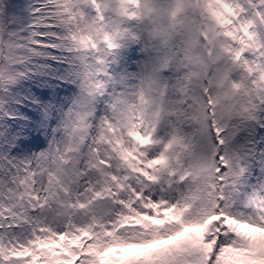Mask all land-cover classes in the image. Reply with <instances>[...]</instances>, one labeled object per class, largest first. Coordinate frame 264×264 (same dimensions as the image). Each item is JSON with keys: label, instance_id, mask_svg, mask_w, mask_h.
I'll list each match as a JSON object with an SVG mask.
<instances>
[{"label": "rangeland", "instance_id": "1", "mask_svg": "<svg viewBox=\"0 0 264 264\" xmlns=\"http://www.w3.org/2000/svg\"><path fill=\"white\" fill-rule=\"evenodd\" d=\"M20 1L24 0H0V56L16 57L17 70L20 59L32 53V50L26 48V44L34 34L33 30H28L25 26L29 19L23 22L24 17L29 15L21 9L22 6L18 4ZM59 1H62V7L66 5L70 8V2L73 0ZM243 1L246 3H242L241 7L242 10L247 8V17L228 31L233 33V36L229 37L221 30L225 25L219 26V29L216 26L217 13H220L219 7L215 5L217 0H194V3L191 0H138L132 8L137 14V19L128 23L125 28L123 61L113 67V85L109 90L108 100L113 102L119 111L109 112L107 118L114 123H117L114 119L122 122L115 127V133L122 139L121 142L129 147V154L134 156V160L124 165L125 169H122L124 166L120 167L121 179L117 186H126V183H123L126 179L125 170L132 175L138 174L145 181L147 177H151V182L164 185L168 194L175 199L176 203L164 210L167 214H173L176 219L185 212L193 219L201 218L209 210L207 205L210 196H206L205 192L208 180L206 176L208 168H212L214 174V157L219 148L214 144L215 138L210 129L200 125L197 117L200 113L208 117L205 115V108L209 98L213 101L211 107L215 112L212 119L223 130L224 161L231 164L237 161L243 167L244 177L240 191L251 192L264 184L261 180L264 158V106L261 102L263 96L258 109L251 107L252 110L258 111L257 122L250 121L249 116L244 113L236 112L230 106L234 100H229L228 104L224 98L239 90L238 83H242L246 89L254 86L256 94L264 92V48L257 53H251L259 45H264V37L260 35L252 46L249 45L245 33L240 30L242 25H247L248 21L253 19L254 13L261 9L264 12V4L260 0ZM115 4L118 8L125 7L126 0H115ZM26 10L28 13L35 11L31 5L24 9L25 12ZM210 17H213L212 21ZM85 21L84 28L75 29L69 43L62 46L64 51L68 47L84 50L85 34L96 36V25L92 16L86 15ZM201 30L206 34V39L202 38ZM260 33L264 35V29ZM57 34L64 35V31L60 30ZM242 49H245L244 52H251L243 56L244 59L239 63L237 53ZM78 60L82 69L80 86L75 91L64 87L55 98L47 114H51L50 123L47 116H44L48 130L35 131L30 135L32 139L29 144L26 143L28 136L22 135L24 132L7 130V143L2 146L0 141V158L7 155L9 159L30 160L52 148L54 156L51 167L54 171H41L47 173L59 200H71L77 204L80 200H85L90 206L84 211L89 212L93 202L87 200V197L92 193L85 190L89 187L99 189L105 182L97 183V176H93L92 180H89L91 175L89 178L84 177L88 165L96 164L97 160L88 154L84 157L76 152L86 136L90 137L94 132L97 133L93 147L100 146L98 132L102 130L103 123L99 118V124L93 123L94 117L88 114L93 100V80L88 79L84 73L90 66L96 70L105 69L106 65L104 62H98L99 67L94 66L85 55H81ZM0 64H3L2 59ZM92 75L91 72L87 74ZM18 79L19 75H16L12 82L6 80L4 89H12L11 85ZM1 93L0 91V99ZM247 99L246 91L241 97V102L244 103ZM1 102L2 100L0 104ZM103 113L102 108L98 112L99 117ZM143 136L152 137L155 145L141 149L140 139ZM88 146L92 148L91 144ZM146 152H151L153 157L163 155L165 159H147ZM44 158L48 159V156L45 155ZM136 160L141 163L136 165ZM76 164L78 171L74 172L82 175L79 181L73 183L69 178ZM112 168L115 170L116 166ZM186 175L188 178L183 181ZM202 179L204 182L200 184ZM36 187L43 189L45 185L36 184ZM9 188L10 194L14 193L18 202L15 213L22 214L23 217L37 216L25 202L28 196H24V187L11 181ZM77 193L85 194L77 200ZM44 194L41 192V195ZM18 198H22L24 202ZM177 204L179 208L176 207ZM53 207L56 208L57 205L53 204ZM74 209L75 206H65L58 210L62 213H72ZM87 213L76 214V221L84 220L89 214ZM14 219L20 220L21 217ZM21 225L17 232L11 234V238L5 237V242L13 238L25 239L28 225ZM12 263L20 264L19 261Z\"/></svg>", "mask_w": 264, "mask_h": 264}, {"label": "snow or ice", "instance_id": "2", "mask_svg": "<svg viewBox=\"0 0 264 264\" xmlns=\"http://www.w3.org/2000/svg\"><path fill=\"white\" fill-rule=\"evenodd\" d=\"M136 5L138 0H128ZM264 4V0H260ZM217 3L227 9L236 18V13L227 0H217ZM48 0L35 10L37 25L53 27L50 22L42 23L43 18L50 16L45 12ZM135 17V13H127ZM219 15V13H217ZM264 23V15L257 13ZM103 20V16H101ZM231 22L222 20L220 26ZM254 21L241 26L249 40L254 35L248 32ZM40 40L33 41L34 49L50 45L57 36L49 32L34 33ZM225 35L232 37L233 33ZM58 43L51 45L54 48ZM112 47H115L113 44ZM243 52L237 53V59ZM0 59V80L12 82L16 75H22L16 69V57L2 55ZM99 67V65H97ZM91 72L92 76H87ZM88 79H96L95 69L91 66L85 70ZM205 95L208 96L207 91ZM213 101L209 98L205 115L214 116ZM212 135L216 137L214 144L220 149L216 152L215 169L208 168L212 192L207 208L201 218L193 219L187 212L176 219L173 214H165L164 209L170 208L176 201L164 185L145 181L137 175L124 171L126 186H117L121 179V169L117 165L112 170L109 159L104 160L105 171L109 173L107 181L99 188L89 187L85 192L92 195L87 200L92 201V211L88 216L77 222L73 213L60 212V207L75 206L79 209L89 208L85 200L61 201L55 186L50 183L46 172L54 171L51 167L54 152L52 148L47 153L30 160L9 159L7 155L0 158V173L6 174L16 185L26 189L29 209L37 213L35 217L20 216L8 225L0 223V229L28 225L25 239L13 238L5 242V232H0V262L11 264H264V184L258 188L243 193L237 182L232 183V177H226L228 164L222 159V148L225 143L223 130L216 126L213 120L209 124ZM149 139L141 140L146 147ZM45 155L48 159H45ZM147 159L163 160V155L153 157L146 152ZM226 159V158H225ZM35 170V172H34ZM151 170V169H149ZM29 173L33 175L29 178ZM226 179L229 183L225 184ZM90 183L89 181H85ZM4 181L0 178V185ZM183 183V182H182ZM36 184H44L43 189ZM211 185H215V189ZM229 189L232 191L230 192ZM44 192V195H41ZM85 193H77L76 199ZM151 201V205H149ZM163 201V203H161ZM53 204L57 207L54 208ZM99 204V207L96 205ZM156 206V207H153ZM179 208V205H176ZM10 211V210H9ZM27 211V210H26ZM51 213V217H49ZM11 219L10 216H0ZM41 220L43 223H41Z\"/></svg>", "mask_w": 264, "mask_h": 264}, {"label": "trees", "instance_id": "3", "mask_svg": "<svg viewBox=\"0 0 264 264\" xmlns=\"http://www.w3.org/2000/svg\"><path fill=\"white\" fill-rule=\"evenodd\" d=\"M42 2L43 0H24L18 3L22 6L23 12L29 15L24 17L23 22L29 19V23L25 25L28 30H33L34 33L49 32V35L57 36L58 40H52L50 45L37 47L35 50L33 41L38 42L40 36L33 34V37H30L26 44V48L32 50V53L20 59L18 72L22 75H19V79L15 81L14 85H11L10 88L12 89H4L3 85L6 79L0 80V91L2 92V98L0 99L2 100L0 104V115H2V119H0V141L2 146L7 143L9 134L7 130L16 129L19 133L24 132L22 135L28 136L26 143L29 144L32 139L31 134L40 129H42L41 131L46 129V118L44 119V116L46 115L48 119V111L58 94L64 90V87H70L71 90L75 91L80 86L82 69L78 59L81 55L89 57L94 66L99 65L100 55L84 54L83 50L72 47H68L67 51L64 52L62 47L69 43L75 29L81 30L84 28L86 22L84 14L86 12L89 14V11L82 7L81 1L73 0L70 2V8H68L66 5L62 7V1L48 0L45 12L50 16V20L46 17L41 22H50L54 25L53 27L38 26L35 11L33 13H28L27 10L24 11L30 5L36 10ZM56 13H59V15ZM60 30L64 31V35L57 34ZM86 38L87 36L84 37V40ZM55 43H58L57 47L59 48L51 46ZM70 46H72L71 43ZM96 51L98 50L91 52ZM102 55L105 56L103 53ZM108 59L113 63L115 57H109ZM100 70L96 68L95 71ZM108 73L100 72L97 74V78L106 77ZM103 134L105 135L106 132H103ZM0 178L4 181L3 185H0V216L9 215L11 217V219L0 220V223L8 225L15 217L17 218L15 212L18 202L14 198V193L10 194L9 185L11 180L3 173H0ZM96 207H99V204ZM20 227L0 229V232H5V237L11 238V234L17 232ZM11 264L13 263L11 262Z\"/></svg>", "mask_w": 264, "mask_h": 264}]
</instances>
